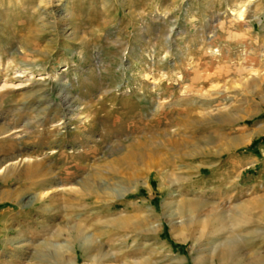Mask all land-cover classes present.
<instances>
[{"label":"rangeland","instance_id":"rangeland-1","mask_svg":"<svg viewBox=\"0 0 264 264\" xmlns=\"http://www.w3.org/2000/svg\"><path fill=\"white\" fill-rule=\"evenodd\" d=\"M5 166L0 264H264V0H0Z\"/></svg>","mask_w":264,"mask_h":264},{"label":"bare ground","instance_id":"bare-ground-1","mask_svg":"<svg viewBox=\"0 0 264 264\" xmlns=\"http://www.w3.org/2000/svg\"><path fill=\"white\" fill-rule=\"evenodd\" d=\"M240 12V11H239ZM238 12V13H239ZM241 13V12H240ZM240 16H241V14H240ZM230 115V114H229ZM228 118H225V121L227 120ZM230 119V118H229ZM188 142V141H187ZM127 157V156H126ZM133 157V156H132ZM123 161V160H122ZM124 161H126V160H124ZM121 163H124V162H121ZM125 164V163H124ZM126 165H127V161H126ZM128 165H129V163H128ZM130 165H132V164H130ZM129 165V166H130ZM7 168H9V167H0V174H3V175H7L6 177H8L10 174H12L11 172H9V169H7ZM38 169V166L37 165H32V166H30L29 167V169L27 170V172H28V174H30V173H33L34 172V170L35 169ZM13 169V168H12ZM14 170V169H13ZM126 175V174H125ZM130 177H131V175H129ZM85 186V185H84ZM107 187H109V186H107ZM110 188H112L111 186H110ZM113 188H114V186H113ZM107 189H109V188H107ZM88 191H89V189H87ZM122 192V191H121ZM124 192H126V191H124ZM120 193V192H119ZM119 193H117L118 195H119ZM159 226V225H158ZM158 226H156V227H153V231H158L159 230V227ZM79 229L80 228H78V231H79ZM82 231V230H81ZM80 233V232H79ZM85 234V233H84ZM83 234V235H84ZM58 245V244H57ZM58 247V246H57ZM62 260V259H61Z\"/></svg>","mask_w":264,"mask_h":264}]
</instances>
